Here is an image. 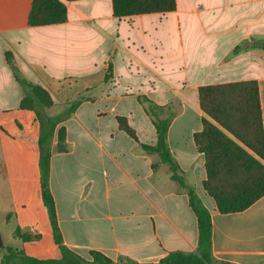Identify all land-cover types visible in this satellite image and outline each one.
<instances>
[{
    "label": "crops",
    "instance_id": "1",
    "mask_svg": "<svg viewBox=\"0 0 264 264\" xmlns=\"http://www.w3.org/2000/svg\"><path fill=\"white\" fill-rule=\"evenodd\" d=\"M32 1L0 0V260L6 248L61 258L41 195L39 123L21 106L8 52L22 78L49 93L48 115L81 101L51 144L49 188L64 246L120 264L196 251L186 190L141 148L157 139L147 100L168 121L170 155L210 213L213 259L264 264V196L241 212L219 213L202 187L205 159L196 145L202 86L256 82L264 127V49L257 47L264 0H175L174 11L125 18L113 15L111 0H77L66 2L64 23L37 27L27 22Z\"/></svg>",
    "mask_w": 264,
    "mask_h": 264
},
{
    "label": "trees",
    "instance_id": "2",
    "mask_svg": "<svg viewBox=\"0 0 264 264\" xmlns=\"http://www.w3.org/2000/svg\"><path fill=\"white\" fill-rule=\"evenodd\" d=\"M77 0H33L28 14L31 27L62 24L67 18L66 2ZM113 15L117 18L175 10V0H111ZM257 47L264 49V42ZM239 47L235 49L237 51ZM10 65L23 94L21 106L33 110L39 123V169L41 195L47 209L61 258L38 260L25 256L22 251L6 248L0 264H120L98 251H90L89 259L77 255L63 245L57 224L55 204L49 188L51 144L57 126L72 115L80 100H74L58 114L50 116L46 109L54 105L49 93L38 85L29 84L14 66L11 54L6 52ZM107 79V78H106ZM203 112V130L196 136V145L203 153L206 180L202 187L213 199L221 214L241 212L264 196V127L257 84L254 81L207 85L198 89ZM146 112L154 119L156 143L141 145L143 151L157 154L160 162L170 169L171 178L186 190L188 204L197 221V248L195 252L172 251L156 263L144 264H231L217 262L211 252V220L208 209L196 193L185 184L178 165L170 155L166 142L168 121L160 120L155 107L147 100ZM120 129L135 141L134 131L125 120L118 118ZM65 132H58V150H65ZM0 243V247H1Z\"/></svg>",
    "mask_w": 264,
    "mask_h": 264
},
{
    "label": "rangeland",
    "instance_id": "3",
    "mask_svg": "<svg viewBox=\"0 0 264 264\" xmlns=\"http://www.w3.org/2000/svg\"><path fill=\"white\" fill-rule=\"evenodd\" d=\"M101 171H102V170H101V168H100V176H101Z\"/></svg>",
    "mask_w": 264,
    "mask_h": 264
}]
</instances>
